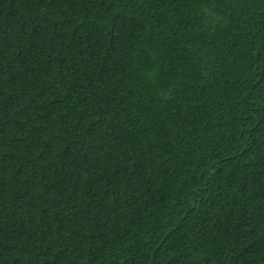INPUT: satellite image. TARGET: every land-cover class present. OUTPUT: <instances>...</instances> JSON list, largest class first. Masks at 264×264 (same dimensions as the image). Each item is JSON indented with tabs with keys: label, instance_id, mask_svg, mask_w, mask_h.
<instances>
[{
	"label": "trees",
	"instance_id": "obj_1",
	"mask_svg": "<svg viewBox=\"0 0 264 264\" xmlns=\"http://www.w3.org/2000/svg\"><path fill=\"white\" fill-rule=\"evenodd\" d=\"M0 264H264V0H0Z\"/></svg>",
	"mask_w": 264,
	"mask_h": 264
}]
</instances>
